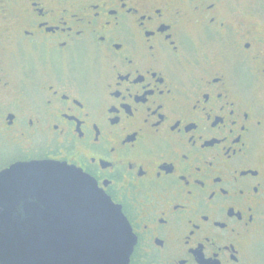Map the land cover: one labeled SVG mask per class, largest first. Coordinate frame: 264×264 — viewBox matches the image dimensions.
Segmentation results:
<instances>
[{"label": "flooded vegetation", "instance_id": "af4514ba", "mask_svg": "<svg viewBox=\"0 0 264 264\" xmlns=\"http://www.w3.org/2000/svg\"><path fill=\"white\" fill-rule=\"evenodd\" d=\"M82 170L129 264H264V0H0V175Z\"/></svg>", "mask_w": 264, "mask_h": 264}, {"label": "water", "instance_id": "95a60500", "mask_svg": "<svg viewBox=\"0 0 264 264\" xmlns=\"http://www.w3.org/2000/svg\"><path fill=\"white\" fill-rule=\"evenodd\" d=\"M130 226L82 170L17 163L0 175V264H129Z\"/></svg>", "mask_w": 264, "mask_h": 264}]
</instances>
